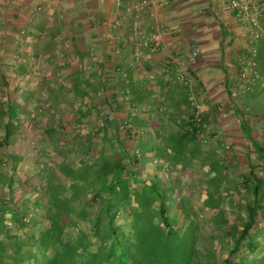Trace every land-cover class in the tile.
Listing matches in <instances>:
<instances>
[{
    "label": "trees",
    "instance_id": "16d2710c",
    "mask_svg": "<svg viewBox=\"0 0 264 264\" xmlns=\"http://www.w3.org/2000/svg\"><path fill=\"white\" fill-rule=\"evenodd\" d=\"M255 69L264 75V48L255 59ZM181 88L180 101L187 113L179 120L168 114L175 123L172 129H166L161 114L153 136L156 143L148 150L141 144V156L135 146L125 144V137L109 136L108 124L101 121L97 135L104 132L108 136L105 142L113 152L100 149L96 161L77 164L76 159L93 151L94 140L90 139L82 155L71 158L74 139L83 136L74 128L53 127L44 129L45 139L51 142L46 155L56 156L59 162L51 167L40 160L44 168L29 173H22L18 157L7 152L18 130L13 114L16 106L0 103V129L4 130L0 141V264H264V141L259 138H264V114L254 125L256 116L251 118L244 110L230 114L218 106L219 114H203L198 123L191 112V92L184 85ZM194 91L197 95L196 87ZM221 109L239 125L246 140L241 147L245 158L235 143L215 133L218 118L227 119ZM143 115L147 124L148 114ZM258 127H262L261 136ZM41 156L46 157L43 150ZM143 158L162 172L168 180L165 187L160 185L163 177L159 174L142 177ZM196 160L208 169L201 186L205 198L197 210L186 196L176 194ZM23 174L30 177L34 192L23 191L16 201L14 187ZM176 201L178 211L173 215ZM205 214H211L209 219L221 234L211 235V240L218 241L201 249ZM6 220L13 225L7 226Z\"/></svg>",
    "mask_w": 264,
    "mask_h": 264
},
{
    "label": "crops",
    "instance_id": "0c3cea01",
    "mask_svg": "<svg viewBox=\"0 0 264 264\" xmlns=\"http://www.w3.org/2000/svg\"><path fill=\"white\" fill-rule=\"evenodd\" d=\"M121 1L122 6L117 8L115 0H0V103L16 106L13 114L17 116L14 123L18 130L13 140L17 138L22 143L19 148L16 143L14 149L8 147L7 152L18 157L22 173L44 168L36 157H30L32 148L28 141L35 137L31 134L34 133L33 117H44L43 129L48 130L63 127L81 129L84 133L80 127L87 118L95 119V127L99 129L100 110L107 102L97 100L95 92L106 82L114 88L112 100L122 117L133 109L137 114H148V119L152 118L150 114H159L154 117L156 120L161 114L168 118V114L187 113L179 96L182 85L179 87L173 81V70L164 71V61L168 56L186 55L193 42L202 49L194 74L196 96L203 106V114H219L218 106L231 111L230 114L244 110L251 118L264 114V77L255 81L244 79L240 86L241 100H236L235 93L231 92L232 84H236L235 67L249 52L253 53V47L242 43L246 37L239 27L242 21L229 8L227 0H150V7L141 13L129 9L131 3L139 0ZM116 20L122 26L112 29L111 24ZM259 21L263 35L257 43L256 55L264 48V12L259 15ZM136 22L145 30L158 27L163 45L153 63H146L141 71L128 65L139 40L131 33ZM63 40L69 47L61 44ZM103 66L104 74L100 72ZM116 68L128 73L130 83L125 84L115 74ZM149 72L158 74L157 81L148 79ZM118 88H129L128 104L119 99ZM46 100L52 102L51 107L43 115L37 114L36 108ZM50 114L53 118H48ZM59 114L62 122L51 123L59 119ZM80 116L84 119L76 124ZM150 124L154 125V121L149 120ZM214 129L218 131L217 136L223 134L231 143L245 146L238 124L217 123ZM153 130L148 132L152 137L141 143L146 150L156 143ZM107 132L109 136L114 135ZM128 139L125 144L131 146ZM46 142L51 145L50 140ZM51 159L53 162L49 159L48 164L59 162L54 155ZM29 179L23 174L22 183L14 187L16 201L21 193L34 192ZM35 182L39 184L41 180L36 178Z\"/></svg>",
    "mask_w": 264,
    "mask_h": 264
},
{
    "label": "built area",
    "instance_id": "2783aa9c",
    "mask_svg": "<svg viewBox=\"0 0 264 264\" xmlns=\"http://www.w3.org/2000/svg\"><path fill=\"white\" fill-rule=\"evenodd\" d=\"M229 4V8L235 12L238 18L242 21L243 24L248 25L253 29L252 39L257 41L261 37V25L259 21L260 11H264V2L262 0H227ZM117 8L122 6L121 0H115ZM257 3V6L254 4ZM150 0H139L131 3L129 9L135 13L144 12L146 9L150 7ZM262 9V10H260ZM38 10H41V7H38ZM122 26V22L119 20L114 21L111 24L112 29H117ZM131 33L134 37L139 38L138 43H136L133 52L130 55L128 60V65L136 70L141 71L145 69L146 63H153L154 58L157 54H159L163 50L162 45V36L158 27H153L150 30L143 29L139 23H135L131 28ZM62 45L69 47V43L67 41H61ZM253 51H256L255 45H252ZM202 55V49L200 45L196 42L190 44L189 52L186 55L182 56H168L164 61V71L169 72L170 70L174 71V82L184 85L189 88L190 100L192 103V114L195 117V120L199 123L203 116V106L198 101L197 96L195 95V68L198 64V61ZM103 64V60H100ZM101 73H105L104 66L100 69ZM115 74H119V76L123 79L125 84L130 83L129 75L126 71L116 68L113 70ZM146 76L150 80H154L157 75L155 72L146 73ZM261 75L258 71L253 70L251 73V78L249 80L255 81L257 79H261ZM113 89L110 87V84L106 82L103 85H100L96 88L95 96L97 100L103 101L107 104H102L100 110V119L102 123L108 124V131L113 134H120L121 136L128 137L133 146L136 147L135 153L138 156L140 154V143L143 137V131L136 128V120L135 118L138 116L137 111L133 109L130 114H127L124 117L119 115V111L113 103ZM117 93H119V99L128 104L130 101V90L129 88H118ZM52 102L50 100H46L43 103L39 104L37 107V114L43 115L48 108H50ZM221 114L223 117H228L229 113L224 109H221ZM34 128V138L29 140V145L33 149V156L37 159L43 161V157L41 156V144L40 140L45 137L43 122L41 119H35L33 123ZM191 129V128H190ZM77 133L81 134V129H77ZM82 160L92 163L94 161L91 160V155H86ZM40 162V161H39ZM44 167V162L41 163ZM7 226H12V222L10 220H6Z\"/></svg>",
    "mask_w": 264,
    "mask_h": 264
},
{
    "label": "rangeland",
    "instance_id": "374dc122",
    "mask_svg": "<svg viewBox=\"0 0 264 264\" xmlns=\"http://www.w3.org/2000/svg\"><path fill=\"white\" fill-rule=\"evenodd\" d=\"M256 1L257 0H255V2ZM254 4L257 6V3H254ZM260 10H262V9H260ZM262 12H264V11L263 10L260 11V14ZM260 23H261V21H260ZM239 27H240L241 30H243L246 33V37H245V39L243 40L242 43H244L246 45L249 44V46H250V44L251 45H255V48H256L258 41L260 40V38L263 35L262 30H261V33H262L261 37L257 41H255L251 37L252 36V32H253V29L251 27H249L248 25H245L243 23L240 24ZM261 27H262V24H261ZM246 31H248V33ZM256 51H257V49H256ZM256 51H253V53L249 52L250 54H248V56H246V59L242 60L240 62V65H238V67L237 66L235 67L236 69L233 72L234 73L233 76H234V80H235L236 84H232V86H231L232 91L231 92H232V94L235 93L234 96H235L236 100L237 99L241 100V96L243 95V89L240 86L244 82V79H250L252 71L256 70L255 69V59L257 57ZM241 68L243 70H240ZM256 71H258V70H256ZM260 75H261L262 78L264 77L263 74L260 73ZM179 96L180 97L182 96V91L179 93ZM184 109H185V111H188L186 106H184ZM36 113H37V108H36ZM59 115H60L59 119L56 118L53 121H51V123L56 124L58 120H60L59 122H62V119H61L62 115L61 114H59ZM157 115H159V114H150V116L152 118L150 117L151 119H149V120L150 121H154V125H151V124L148 125V123L147 124L144 123V119H145L144 117L145 116L143 114H139L137 116L138 120H136L135 122L138 123V125L136 124V128L142 130L143 134H144L143 135L144 138L141 140V143L143 142V140L145 138H148L150 136L148 134V132L151 130V128L154 129L152 132H154V137H156L157 128H158V125H159V121H158L159 118H158V120H156L157 118H154V117L157 116ZM173 115L176 118V120H179V119L182 118L183 114H173ZM259 116H261V114H256V119H253L254 125H258V122L261 121L259 119ZM50 117L53 118L52 114H50V116L48 118H50ZM48 118H47V122H48ZM35 119H38V115L33 117V120H35ZM169 119L170 118L168 117V119L166 118V120H165L166 129H172L175 126V123L173 121L171 122ZM221 119L219 120L220 122L217 121V123L219 125H223L224 124L226 126H234V125L237 126V123H236V121H235V119L233 117H227V119L222 122L223 124L221 123ZM41 121L45 125L44 117H43V119L41 118ZM24 122H27V120L24 121ZM100 122H101V119H100L99 123ZM27 123H28V126H29V122H27ZM94 123H95V119L93 120L91 118H87L85 120L84 126L80 127V128L83 129V132H84V133L80 134L83 137L82 138H78V139H74L76 141H75L74 147H72L73 151L71 153V158H77L76 155L77 154L78 155L81 154L83 149L87 148L86 146L89 145L90 139L94 140V145L92 146L93 147L92 148L93 151H91L90 154H89V155H91V160L92 161H96V154H98V150H100V149H102L103 151H105L108 154H111L113 152V150L109 147L108 143L105 142L106 141V137H108V136H106V135H104L102 133L97 135L98 132H97V129H96ZM257 130L259 131V136H261L260 132H262L261 131L262 127H258ZM31 134H34V133H31ZM82 134H84V135H82ZM88 136H90V137H88ZM3 137H4V130L0 129V141H2ZM125 138H127V137H125ZM259 138H260V140L264 141V138H262V137H259ZM21 141L22 140H17V138H14V140L12 141V143L10 144L9 147L11 149H14V147H16V145H17V148H19L20 147L19 144L22 143ZM41 141H45L46 142L47 140H45V137H44ZM45 142L44 143L42 142L43 145H42V148H41V150H43L45 152V156H46L44 158V161L49 163V159H50V161L53 162L52 159H51L52 155H46V153L48 152L49 144H48V142H46V143ZM15 143H16V145H14ZM141 143L139 145H141ZM99 147H101V148H99ZM29 148L31 149V147H29ZM202 148H203V150L205 149V151H207L206 147H202ZM236 151H239L241 153L240 154L241 157L245 158L244 157L245 152L243 150H241V147L237 146ZM32 155H33V149L30 150V157L34 159V157ZM252 157L255 158V152L253 150H252ZM81 158H83V156L78 158V160L76 159V162H78L77 164H79V162H84V160L82 161ZM143 159L146 160L145 158H143ZM37 160L40 161V159H37ZM200 162H201L200 160H196L195 161V166L192 167V170H188V172L185 175H183V181H182V184L180 185L181 188L179 190H177V192H176V194H179L178 196H182V195L186 196L188 198L189 202H190V205L195 210H197L200 207V205L202 203V200L205 198L204 187L202 188L201 186H204L203 182L208 177V175H207L208 172L206 171L208 169L207 168H203L202 165H199ZM55 164H56V162L52 163L50 165H51V167H54ZM243 164H244V161H243ZM140 173H141L143 178H148V179L154 177L156 174H159L161 177H163V180L161 181L162 184H160V185L164 186V187L166 186V183L168 182V180L164 177L162 172L160 170L159 171L156 170L155 166L151 165V163H150V161L148 159L146 160L145 167L143 168V170L140 171ZM199 179H201V180H199ZM201 181H202V183H201ZM178 203L179 202L176 201V203L172 207L171 213L173 215L178 211ZM210 215L211 214H205V216L201 218V229H200L201 236H200V239H199V247L201 249H204L205 247L209 246L211 244L210 242L214 243V242L218 241L217 239L216 240L215 239L211 240V238H210L211 235L221 234L220 229H218L217 226L214 225L211 222V220L209 219L211 217Z\"/></svg>",
    "mask_w": 264,
    "mask_h": 264
}]
</instances>
